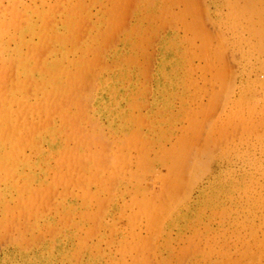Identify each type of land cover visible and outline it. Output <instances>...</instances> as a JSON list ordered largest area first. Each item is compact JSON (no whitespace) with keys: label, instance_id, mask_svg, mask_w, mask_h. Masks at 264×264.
<instances>
[{"label":"rangeland","instance_id":"rangeland-1","mask_svg":"<svg viewBox=\"0 0 264 264\" xmlns=\"http://www.w3.org/2000/svg\"><path fill=\"white\" fill-rule=\"evenodd\" d=\"M0 4V264H264V0Z\"/></svg>","mask_w":264,"mask_h":264},{"label":"bare ground","instance_id":"bare-ground-1","mask_svg":"<svg viewBox=\"0 0 264 264\" xmlns=\"http://www.w3.org/2000/svg\"><path fill=\"white\" fill-rule=\"evenodd\" d=\"M3 1V0H2ZM6 1H8V0H6ZM10 1V0H9ZM14 1V0H13ZM34 1V0H33ZM55 1V0H54ZM68 1V0H67ZM72 1V0H71ZM23 2V1H22ZM64 2V1H63ZM62 2V3H63ZM5 3V2H4ZM26 3H27V1H26ZM31 3H32V1H31ZM39 3H41V1L39 2ZM57 3V2H56ZM55 3V4H56ZM65 3V2H64ZM75 3V2H74ZM77 3V2H76ZM75 3V4H76ZM18 4H20V3H18ZM24 4V3H23ZM34 4H35V2H34ZM37 4V3H36ZM70 4H71V2H70ZM75 4H74V7H75ZM153 4V3H152ZM1 5V4H0ZM5 5V4H4ZM9 5H11V4H9ZM14 5H15V3H14ZM60 5H62V4H60ZM65 5V4H64ZM78 5V4H77ZM8 6V5H7ZM6 6V7H7ZM20 6V5H19ZM27 6V5H26ZM29 6V5H28ZM33 6V5H32ZM30 7V6H29ZM45 7V6H44ZM50 7V6H49ZM24 8H27V7H24L23 6V9ZM35 8H36V5H35ZM34 8V9H35ZM52 8V7H51ZM50 8V9H51ZM62 8V7H61ZM4 9H5V7H4ZM18 9H19V7H18ZM17 9V10H18ZM21 9V8H20ZM22 9V10H23ZM48 9V8H47ZM73 9V8H72ZM6 10V9H5ZM26 10V9H25ZM36 10V9H35ZM62 10V9H61ZM64 10H65V8H64ZM71 10V9H70ZM75 10V9H74ZM30 11V10H29ZM31 11H32V8H31ZM58 11V10H57ZM72 11V10H71ZM15 12V11H14ZM33 12V11H32ZM42 12V11H41ZM55 12V11H54ZM21 13V12H20ZM26 13V12H25ZM24 13V14H25ZM35 13H38V11L37 12H35ZM50 13V15H51V12H49ZM58 13V12H57ZM71 13V12H70ZM17 14V13H16ZM22 14V13H21ZM33 14V13H32ZM31 14V15H32ZM55 14H56V12H55ZM59 14H60V12H59ZM67 14V13H66ZM76 14V13H75ZM78 14V13H77ZM1 15H3L4 16V14H1ZM1 15H0V17H1ZM12 15V14H11ZM14 15V14H13ZM29 15V14H28ZM31 15H29V16H31ZM37 15V14H36ZM36 15H34V16H36ZM40 15H42L41 13H40ZM71 15V14H70ZM83 15V14H82ZM6 16V15H5ZM19 15H17V16H14L15 18L16 17H18ZM22 16V15H21ZM27 16V15H26ZM28 16V17H29ZM33 16V15H32ZM43 16L45 17V15L43 14ZM56 15H54V17H55ZM69 16V15H68ZM68 16H66V17H68ZM77 16V15H76ZM11 17V16H10ZM25 17V16H24ZM23 17V18H24ZM51 17V16H50ZM65 17V18H66ZM236 17V16H235ZM26 18V17H25ZM49 18V17H48ZM63 18V17H62ZM29 19V18H28ZM43 19V18H42ZM56 19V18H55ZM76 19H78V17L76 18ZM76 19H75V21H76ZM6 20V19H5ZM31 20V19H30ZM67 20V19H66ZM69 20V19H68ZM68 20H67V23H68ZM226 20V19H225ZM233 20V19H232ZM3 21V20H2ZM14 21V20H13ZM16 21V20H15ZM18 21V20H17ZM21 21V20H20ZM23 21H25L24 19H23ZM28 21V20H27ZM59 21H60V23L63 21H61V17L59 18ZM72 21V20H71ZM8 22V21H7ZM12 22V21H11ZM10 22V23H11ZM22 22V21H21ZM46 22V21H45ZM48 23H49V21H47ZM56 22V21H55ZM9 22H8V24H10ZM29 23H31V22H29ZM39 23V22H38ZM51 23V22H50ZM58 23V22H57ZM62 23H64V21L62 22ZM73 23V22H72ZM19 24V23H18ZM41 24V23H40ZM43 24H44V21H43ZM71 24V23H70ZM3 25V24H2ZM21 25H22V23H21ZM29 25H31V24H29ZM52 25V24H51ZM62 25H64V24H62ZM8 26V25H7ZM13 26V25H12ZM20 26V25H19ZM47 26V25H46ZM70 26H72V25H70ZM73 26H74V24H73ZM189 26V25H188ZM4 28H5V26H3ZM3 27H2V29H3ZM25 27V26H24ZM33 27V26H32ZM31 27V28H32ZM44 27V26H43ZM42 27V28H43ZM56 27V26H55ZM58 27H59V25H58ZM68 27H69V24H68ZM190 27V26H189ZM13 28V27H12ZM17 28V27H16ZM48 28V27H47ZM50 28V27H49ZM67 28V27H66ZM23 29V27L20 29V30H22ZM38 29V28H37ZM36 29V30H37ZM56 29V28H55ZM59 29V28H58ZM88 29V28H87ZM7 29L5 28V31H6ZM19 30V31H20ZM64 30H66V29H64ZM63 30V31H64ZM67 30H68V28H67ZM66 30V31H67ZM70 30H73V28L71 27L70 28ZM19 31H17V32H19ZM42 31H43V29H42ZM58 31V30H57ZM76 31V30H75ZM80 31V30H79ZM94 31V30H93ZM22 32H23V30H22ZM41 31H39V33H40ZM69 32H72V31H69ZM6 33V32H5ZM32 33V32H31ZM53 33V32H52ZM58 33V32H57ZM2 34V33H1ZM4 34V33H3ZM46 34V33H45ZM47 34H48V32H47ZM50 34V33H49ZM48 34V35H49ZM70 34V33H69ZM31 35V34H30ZM54 35H58V34H54ZM53 35V36H54ZM29 36V35H28ZM34 36V35H33ZM44 36V35H43ZM46 36V35H45ZM50 36V35H49ZM52 36V37H53ZM61 36H62V33H61ZM60 36V37H61ZM64 36V35H63ZM71 35H68V37H70ZM34 37H37L36 35L34 36ZM59 37V36H58ZM74 37V36H73ZM33 38V37H32ZM48 38V37H47ZM66 38H67V36H66ZM72 38V37H71ZM17 39H18V37H17ZM30 39V38H29ZM45 39V38H44ZM51 39V38H50ZM61 39V41L63 40V37L62 38H60ZM82 39V38H81ZM25 40V39H24ZM23 40V41H24ZM28 39H26L25 40V43H26V41H27ZM43 40V39H42ZM59 40V39H58ZM31 41H34V40H31ZM46 41H48V40H46ZM52 41H53V39H52ZM70 41V40H69ZM86 41V40H85ZM22 42V41H21ZM10 43H11V41H10ZM19 43V42H18ZM50 43V42H49ZM48 43V44H49ZM86 43V42H85ZM24 44V43H23ZM29 44H30V41H29ZM79 44V43H78ZM3 45V44H2ZM2 45H0V46H2ZM32 45V44H31ZM34 45V44H33ZM36 45V44H35ZM45 45V44H44ZM46 45H47V43H46ZM53 45H55V42H53V44L52 45H48V47H49V49H50V47H52ZM77 45V44H76ZM80 45V44H79ZM79 45H78V47H79ZM59 46V45H58ZM84 46V45H83ZM21 47V46H20ZM27 47L28 46H26V48L25 49H27ZM33 47V46H32ZM36 47V46H35ZM41 47V46H40ZM39 47V48H40ZM42 47H44V46H42ZM73 47V46H72ZM2 48V47H1ZM13 48V47H12ZM23 48V47H22ZM21 48V49H22ZM54 47H52V49H53ZM75 48V47H74ZM83 48V47H82ZM81 48V49H82ZM33 49H35V48H33ZM41 49H43V48H41ZM48 48L46 49V50H49ZM7 50V49H6ZM9 50V49H8ZM15 50V49H14ZM39 50V49H38ZM45 49H43V51L42 52H45L46 51ZM55 51H56V49H54ZM69 50V49H68ZM72 50V49H71ZM11 51V50H10ZM9 51V52H10ZM27 51H28V49H27ZM33 51V50H32ZM53 51V50H52ZM64 51V50H63ZM8 52V51H7ZM12 52V51H11ZM35 52V51H34ZM39 52H40V54H43L44 55V53H41V51L39 50ZM38 52V53H39ZM47 52H50V50L49 51H47ZM61 52H62V48H61ZM60 52V53H61ZM65 52V51H64ZM63 52V53H64ZM67 52V51H66ZM2 53V52H1ZM29 53V52H28ZM37 53V54H38ZM46 53V52H45ZM83 53H84V51H83ZM13 54L14 53H12V56H13ZM25 54V53H24ZM37 54H33L34 56L35 55H37ZM55 54V53H54ZM65 54V53H64ZM16 55V54H15ZM23 55V54H22ZM33 55H31V56H33ZM48 55H50V54H48ZM199 55V54H198ZM26 56V55H25ZM38 56H39V54H38ZM47 56V55H46ZM52 56V55H51ZM54 56V55H53ZM55 56H57V55H55ZM18 57H20V56H18ZM23 57V56H22ZM29 57V56H28ZM49 57V56H48ZM47 57V58H48ZM65 57V56H64ZM2 59V58H1ZM22 59H24V57L22 58ZM21 59V60H22ZM41 59V57H39V60ZM51 59V58H50ZM65 59V58H64ZM27 60V59H26ZM34 59H33V57H32V60L31 59H29V61H33ZM49 60V59H48ZM60 60V59H59ZM63 60V59H62ZM46 61V60H45ZM51 61H53V60H51ZM65 61V60H64ZM1 62H3V61H1ZM50 62V61H49ZM56 61H54V63H55ZM13 63H14V61H13ZM29 63V62H28ZM31 63V62H30ZM38 63V62H37ZM1 64H3V63H1ZM39 64H40V61H39ZM45 64V63H44ZM49 64V63H48ZM52 64V63H51ZM51 64H50V66H51ZM7 65V64H6ZM10 65H12V64H10ZM15 65H17V63L15 64ZM23 65V64H22ZM26 65V64H25ZM24 65V66H25ZM54 65H56V64H54ZM21 66V65H20ZM27 66V65H26ZM31 66V65H30ZM35 66V65H34ZM59 66H61L60 65V63H59ZM63 66V65H62ZM17 67V66H16ZM15 67V68H16ZM12 68V67H11ZM24 68V67H23ZM27 68V67H26ZM43 68H45V67H43ZM54 68V67H53ZM59 68V67H58ZM58 68H55V69H58ZM61 68V67H60ZM3 69V68H2ZM9 69V68H8ZM33 69V68H32ZM34 69H38V67L37 68H34ZM33 69V70H34ZM40 69V68H39ZM38 69V70H39ZM41 69H42V67H41ZM46 69V68H45ZM20 70V69H19ZM22 70V69H21ZM28 70H30V69H27V70H24V71H27V73H28ZM59 70L60 69H58V71H56V73L58 72V73H60L59 72ZM61 70H62V68H61ZM5 71V70H4ZM9 71V70H8ZM37 71V70H36ZM42 71H44V70H42ZM53 71V70H52ZM10 72V71H9ZM13 72V71H12ZM16 72H17V70H16ZM30 72V71H29ZM45 72V71H44ZM55 72V71H54ZM37 73V72H36ZM52 73V72H51ZM57 73V74H58ZM4 74H5V72H2V70L0 69V143H2V142H4V140H9L10 141V144H12L11 145V151H9V152H7L6 151V153H5V151H4V155L3 156H1L0 155V167L2 166V161H3V159L4 160H6V156H8V155H10L13 151H15V153H16V150H17V147H22V144L21 145H19L18 146V144H16L17 143V137H20V135L21 134H23L22 132H20V130H19V119H20V115L17 117V118H15V119H13V117H12V105L13 104H16L17 105V107H16V109H14V111H15V113L16 114H18L19 112H22L24 109H23V105H24V94H21V96H19V97H17V96H15V91H17L18 90V88L22 85L19 81H18V79L16 80V81H11V82H9V83H5V81L3 82V80H2V78H4ZM7 74H10V73H7ZM30 74V73H29ZM50 74V73H49ZM39 75V74H38ZM51 75V74H50ZM55 75V74H54ZM59 75V74H58ZM66 75V74H65ZM41 76V75H40ZM9 77V76H8ZM15 77V76H14ZM13 77V78H14ZM30 77V76H29ZM47 77H49V76H47ZM28 78V77H27ZM31 78H32V76H31ZM56 78H58V76H56ZM95 78V77H94ZM9 79V78H8ZM10 79H12V78H10ZM24 79V78H23ZM39 79V78H38ZM42 79V78H41ZM50 79V78H49ZM52 79V78H51ZM12 80H14V79H12ZM34 80H36V78L34 79ZM46 80H48V79H46ZM165 80V79H164ZM23 81V80H22ZM21 81V82H22ZM27 81L28 80H26V83H27ZM39 81H42V80H39ZM31 82H33L32 80H31ZM36 82H38V81H36ZM35 82V83H36ZM93 82V81H92ZM105 82V81H104ZM26 83H25V85H26ZM39 83H42V82H39ZM38 83V84H39ZM43 83H45V82H43ZM74 83V82H73ZM96 83V82H95ZM106 83V82H105ZM104 83V84H105ZM24 84V83H23ZM68 84V83H67ZM98 84V83H97ZM35 86H37L36 84H34ZM45 85V84H44ZM75 85V84H74ZM100 85H101V83H100ZM26 86H28V85H26ZM25 86V87H26ZM39 86V85H38ZM38 86H37V88H38ZM42 86H43V84H42ZM41 86V87H42ZM66 86V85H65ZM93 86H95V85H93ZM108 86V85H107ZM22 87V86H21ZM24 87V88H25ZM34 87V86H33ZM44 87V86H43ZM47 87V86H46ZM45 87V88H46ZM100 87V86H99ZM103 87V86H102ZM112 87V86H111ZM31 88H32V85H31ZM20 89V88H19ZM26 89V88H25ZM35 89V88H34ZM34 89H32L33 91H34ZM58 89V88H57ZM61 89V87L58 89V90H60ZM95 89V88H94ZM43 90V89H42ZM41 90V91H42ZM48 90V89H47ZM47 90H46V92H47ZM56 90V89H55ZM101 90V89H100ZM35 91H36V89H35ZM70 91V90H69ZM77 91V90H76ZM98 91V90H97ZM104 91H105V89H104ZM15 93V94H14ZM32 93V92H31ZM56 93H57V91H56ZM40 94H42V92L40 93ZM40 94H38V95H40ZM49 94V93H48ZM102 94V93H101ZM26 95V94H25ZM37 95V94H36ZM84 95V94H83ZM31 96V95H30ZM47 96V95H46ZM56 95H55V93L54 94H52V96H47L46 98H47V102H48V100H53V98L55 97ZM34 97V94H33V96H32V98ZM109 97V96H108ZM107 97V98H108ZM35 102H36V100H34ZM39 101V100H38ZM103 101V100H102ZM46 102V101H45ZM47 102L45 103V105L47 104ZM52 102V101H51ZM93 103V102H92ZM113 104H114V102H113ZM247 104V103H246ZM115 105H117V104H115ZM115 105H113L114 107H116ZM33 106H37L38 107V105L36 104H34ZM40 107V106H39ZM102 107V106H101ZM108 108V107H107ZM119 108V107H118ZM31 109L32 110H36L34 107H31ZM105 109V108H104ZM107 110V109H106ZM167 111V110H166ZM25 112V111H24ZM37 113V112H36ZM116 113V112H115ZM21 114V113H20ZM25 115V114H24ZM110 115V114H109ZM66 116V115H65ZM22 119V118H21ZM5 125V126H4ZM77 126V125H76ZM112 131H114V130H112ZM49 132V131H48ZM258 132V131H257ZM115 134V133H114ZM122 135V134H121ZM120 136V135H119ZM69 137V136H68ZM112 137H114V136H112ZM24 138V137H23ZM21 139V138H20ZM25 139V138H24ZM55 140H56V138H54ZM115 139V138H114ZM122 139V138H121ZM19 140V139H18ZM37 140V139H36ZM63 140V139H62ZM21 141V140H20ZM23 141V140H22ZM21 143H23V142H21ZM54 143V142H53ZM64 143V142H63ZM119 143V142H118ZM211 143V142H210ZM4 144V143H3ZM24 144V143H23ZM25 144H27V140H26V143ZM26 145H24L23 147H25ZM6 150V149H5ZM60 153V152H59ZM7 154V155H6ZM19 154V153H18ZM54 154H56V153H54ZM23 155L24 154H22V157H23ZM19 156H21L20 154H19ZM51 156H52V154H51ZM47 158H49V157H47ZM77 158V157H76ZM26 159H27V157H26ZM46 159V158H45ZM21 160V159H20ZM31 160V159H30ZM18 161H19V159H18ZM26 161V160H25ZM6 162V161H5ZM22 162H24L23 161V159H22ZM12 163V162H11ZM29 163V162H28ZM80 163H81V161H80ZM102 163V162H101ZM4 164V163H3ZM6 164V163H5ZM23 164V163H22ZM199 164V163H198ZM4 166V165H3ZM18 166H19V164H18ZM201 166V165H200ZM10 167V166H9ZM14 167H16V165L14 166ZM195 167V166H194ZM198 167V166H197ZM197 167L195 168V169H197ZM5 168V167H4ZM12 168V167H11ZM198 168H200V167H198ZM13 170H14V168H12ZM200 169H202V168H200ZM194 170V169H193ZM6 172H7V170H5ZM199 171H201V170H199ZM12 173H15V172H12ZM97 173V172H96ZM196 173H198L197 171H196ZM200 173V172H199ZM10 175V174H9ZM14 175V174H13ZM12 175V176H13ZM17 174L15 173V176H16ZM21 175V174H20ZM192 175H193V173H192ZM198 175V174H197ZM6 176V175H5ZM0 177H2V176H0ZM24 177V176H23ZM13 178H15V177H13ZM13 178H11L12 179V181L14 180ZM20 178V177H19ZM1 179V178H0ZM16 180H17V182H18V179L16 178ZM195 181V180H194ZM2 182V181H1ZM4 182V181H3ZM16 182V183H17ZM21 182V181H20ZM26 182V181H25ZM184 182V181H183ZM12 183H14L15 184V181L14 182H12ZM27 183V182H26ZM26 183H25V185H26ZM6 185H7V183H6ZM29 185V184H28ZM10 186V185H9ZM24 186V185H23ZM17 187H19V186H17ZM21 188V187H20ZM24 188V187H23ZM26 188V187H25ZM24 188V189H25ZM23 189V190H24ZM27 191V190H26ZM23 192V191H22ZM21 193V192H20ZM29 194V193H28ZM27 196V195H26ZM156 197V196H155ZM171 203V202H170ZM171 205V204H170ZM142 210V209H141ZM231 211V210H230ZM86 217V216H85ZM225 221V220H224ZM158 223V222H157ZM224 230V229H223ZM54 231V230H53ZM97 235V234H96ZM137 236V235H136ZM138 237V236H137ZM217 242V241H216ZM157 247V246H156ZM134 251H136V250H134ZM126 253V252H125ZM139 254V253H138ZM95 255V254H94ZM144 255V254H143ZM254 261V260H253Z\"/></svg>","mask_w":264,"mask_h":264}]
</instances>
